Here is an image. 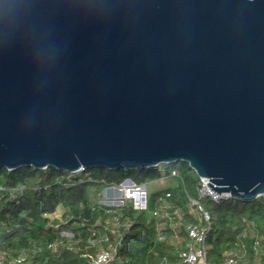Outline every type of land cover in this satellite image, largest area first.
Here are the masks:
<instances>
[{
    "label": "water",
    "instance_id": "obj_1",
    "mask_svg": "<svg viewBox=\"0 0 264 264\" xmlns=\"http://www.w3.org/2000/svg\"><path fill=\"white\" fill-rule=\"evenodd\" d=\"M176 162L264 192V0H0V167Z\"/></svg>",
    "mask_w": 264,
    "mask_h": 264
},
{
    "label": "trees",
    "instance_id": "obj_2",
    "mask_svg": "<svg viewBox=\"0 0 264 264\" xmlns=\"http://www.w3.org/2000/svg\"><path fill=\"white\" fill-rule=\"evenodd\" d=\"M175 171L178 176H172ZM131 178L135 182L147 179L168 182L148 190L147 208L137 211L128 202L122 205L103 203L102 188ZM199 177L185 162L159 164L140 169L122 167L86 169L67 173L52 167L34 169L20 167L7 170L0 167V248L8 253L2 264H86L77 247L95 243L108 248L118 242L111 264H157L166 256L175 261L177 249L187 241L182 226L172 224L162 216H154L159 199L165 197V211L172 217L177 210L183 221L192 219L188 197L198 198ZM212 216L206 236L208 259L219 262L225 251H232L246 264H264V199L245 201L234 197L214 202L199 198ZM61 209L58 217H52ZM114 219L116 231L109 221ZM73 233L72 240L61 235ZM107 242L100 241L101 236ZM172 252L164 254L166 245ZM58 241L55 250L47 247ZM166 252V251H165Z\"/></svg>",
    "mask_w": 264,
    "mask_h": 264
},
{
    "label": "built area",
    "instance_id": "obj_3",
    "mask_svg": "<svg viewBox=\"0 0 264 264\" xmlns=\"http://www.w3.org/2000/svg\"><path fill=\"white\" fill-rule=\"evenodd\" d=\"M171 175L178 176L175 171ZM207 183L208 179L200 177L199 185L197 186L198 198L188 197V207L192 214V219L188 221H183L181 214L177 210L174 212L175 217H172L164 210L165 197H169V193H166L165 197L159 199V206L153 211V215L157 217L164 215L170 221L172 227L182 226L186 232L187 241L183 248L177 249L175 261H170L168 257L162 256L157 264H246L243 258L235 255L230 250L224 252V258L219 262H211L208 259L209 245L206 242V236L211 226L212 216L203 208L199 202V198L208 197L212 201L218 202L230 196L228 193H215L213 189L209 188ZM112 187L121 192V198L117 200L118 204L116 205L128 202L137 211L147 208L148 184L146 182H135L131 178H126L121 183L112 185ZM260 197L264 199V192L261 193ZM112 201L115 200L109 198L102 202L112 203ZM61 235L68 240L73 239L69 247H72L74 244L78 245V242L74 240L72 232L62 231ZM100 241L107 242V238L102 235ZM58 244V241L50 242L47 247L55 250ZM118 244V242H115L114 244H110L108 248H98L95 246V243H88L83 247H77V250L81 252V256L86 264H111ZM7 256L8 253L0 248V264H2L4 258Z\"/></svg>",
    "mask_w": 264,
    "mask_h": 264
},
{
    "label": "rangeland",
    "instance_id": "obj_4",
    "mask_svg": "<svg viewBox=\"0 0 264 264\" xmlns=\"http://www.w3.org/2000/svg\"><path fill=\"white\" fill-rule=\"evenodd\" d=\"M168 182L167 180L164 179H160V180H151V179H147L146 183L148 184V190H151L152 188L158 186V185H165V183ZM101 196L103 198V200H108L109 198L115 201H112V203H105V204H112V205H116L118 204L117 200H119V198H121V192L117 191L116 189H114L112 187V185L109 186H105L102 188L101 191ZM111 202V200H110ZM61 209H58L54 214H52V217H58L60 215ZM163 218H166L164 215H161ZM109 226L111 227L112 230L116 231V224L114 219H112L111 221H109ZM169 242H171V244L173 245H166V248H164V254H168L167 252H172V250L174 249L173 246H175V242H173V240H169ZM166 251V252H165Z\"/></svg>",
    "mask_w": 264,
    "mask_h": 264
},
{
    "label": "crops",
    "instance_id": "obj_5",
    "mask_svg": "<svg viewBox=\"0 0 264 264\" xmlns=\"http://www.w3.org/2000/svg\"><path fill=\"white\" fill-rule=\"evenodd\" d=\"M113 231V230H112Z\"/></svg>",
    "mask_w": 264,
    "mask_h": 264
}]
</instances>
